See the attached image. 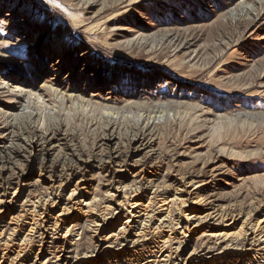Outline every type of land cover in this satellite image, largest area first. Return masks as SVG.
<instances>
[{
	"label": "rangeland",
	"instance_id": "1",
	"mask_svg": "<svg viewBox=\"0 0 264 264\" xmlns=\"http://www.w3.org/2000/svg\"><path fill=\"white\" fill-rule=\"evenodd\" d=\"M1 81L12 90L0 94V112L6 113H0V147L10 144L7 118L19 115L31 99L30 107L42 116L64 117L56 132L60 143L89 151L100 142L121 148L119 166L103 167L84 157V173L72 183L80 181L81 191L93 190L101 198L142 175L144 183L168 186L192 176L201 184V197L251 213L249 225L264 215V0H0ZM12 92L14 98L8 96ZM105 117L118 122L113 141L104 138L110 132ZM141 117L157 121L147 134L150 147L124 157L134 146L128 131L142 124ZM61 154L57 148L46 156L37 153L22 166L16 161L19 165L9 174L10 195L17 191L22 200L27 194H47L42 181L48 174L42 166L55 165L61 172ZM112 175L118 182L109 187L105 180ZM74 211L73 206L70 213ZM115 217L102 236L121 226L124 219ZM93 223L89 219L62 227L60 233L70 226L74 232L70 241L77 250L71 255L95 250ZM19 225L4 233L12 240L7 250L0 248V261L4 257L5 264H33L36 257L57 264L56 244L37 254V242L26 239ZM146 225L144 243L118 253L107 248L104 262L122 264L131 257L134 263L174 246V226L169 231L156 228L153 221ZM206 231L187 233L195 245L182 257L193 247L221 249ZM256 241L251 258L264 253L258 249V236ZM100 255L79 264H94ZM243 259L231 251L223 264H243Z\"/></svg>",
	"mask_w": 264,
	"mask_h": 264
},
{
	"label": "bare ground",
	"instance_id": "2",
	"mask_svg": "<svg viewBox=\"0 0 264 264\" xmlns=\"http://www.w3.org/2000/svg\"><path fill=\"white\" fill-rule=\"evenodd\" d=\"M6 86H8L7 90L5 89L7 88ZM11 90L8 83L0 82V94ZM56 91L59 93L58 89ZM8 96L14 98V92L8 94ZM67 98L71 99L72 95H68ZM59 99L64 101V96L60 95ZM43 102L44 101H41V103ZM26 103L27 104L22 106L19 115H13L12 117L10 115L7 118L6 121L10 124L9 132H11V138H9L10 144L0 147V207H3L0 209L1 249H4L5 245L9 246L8 244H10L8 243L10 239L4 238V233L7 228L9 230L11 227L10 225H12L15 229L21 226L19 224H22L25 238L30 236L31 240L33 239L37 242L35 244L38 246L37 254L41 251L48 252L50 247L48 245H53V243L56 244V248L59 250L58 256L55 257L57 264H79L83 259L97 258V255L100 253H102V255H100L101 259L98 258L99 260L94 264H106L104 262L106 258H104L105 255L103 254L105 249L110 248L112 251L118 253V251H126V247L136 246L138 242L140 243V241H142L141 238H143L144 233H146L144 228L147 227V225L145 226V224H147V222L149 223V221H153L156 228L159 226L168 229H171V226L175 227L173 230H175L176 237L174 235L175 241L172 240L174 246H171V249L169 247L170 251L168 250V252L164 250L159 251L157 254L154 253L155 255L150 254L148 256H141L139 257V261L134 263L129 261L131 259L130 257L128 261H123L122 264H223L226 255L231 251L238 252L241 256L245 257L246 261H242L243 264H264V253L259 255L256 254L255 258H251L250 255L254 252L253 250L256 247L255 242H257V236L261 241L258 246L262 247L258 249L264 252V215L259 217L255 223L253 222L252 225H249L251 213H244L242 210L234 207L218 206L209 200L210 198L205 199L201 197L202 188L201 184H197L195 181L197 178L194 180L192 176H185L183 178L181 176V179L179 178L173 185L168 186L154 183L151 180L144 183L142 175L141 178L139 177L133 180L129 185H122V183H119L115 188V192L108 190L101 198H96L93 190H89L88 192L81 191L84 190V188H78L80 181L72 185L73 179L77 175H82L84 173L83 170H85L84 168L86 167L84 157L100 161L103 167L104 164L108 167L119 166L122 162V155H124H121V148L118 147V144L109 145L107 142H100L95 147L93 146L94 149L92 151H89L90 149L87 150V147H85V149H78L74 144H69L67 142L60 143V141H58L59 139L56 138V132L60 129L64 117L62 118L59 114L56 115V117L55 115L42 116L40 111H36V109L33 110L31 108L32 106L30 107L31 99H27ZM78 106L82 105L80 104ZM0 113L3 114L5 112L2 111ZM106 117V126L110 132L106 135L104 134V138L105 140L113 141L117 137L115 132L118 122L115 117V119L109 118L108 120ZM46 118L48 119L47 123H45ZM141 119V125H135L136 127H133L134 131H128L131 135V140L134 142V146L132 145L133 147H129L130 149H128L124 157H131L136 152L150 147L147 134L154 130L155 122L157 121L154 122V120L147 117H141L140 120ZM140 120L138 122H140ZM57 148L59 151H62L57 162L62 171L60 170L61 172H59L55 168V165H49L47 167L41 165L48 174L46 178L43 177L45 181H42L46 189L48 188V193L37 194L36 192V194L33 195L31 192L32 195L27 194L22 200H20V195H18L17 191H14L10 195L8 188L10 186L11 175L9 174L14 167L19 165L16 161H21L20 166H22V164L24 165L29 161L28 159L35 157L37 153H42V155L46 156ZM145 158L146 157H142L140 161L144 162ZM44 159L43 157V165ZM114 172H117V170ZM16 174L18 175V173ZM105 181L109 187L118 182L114 179L113 175L110 178L108 177ZM71 186L74 187L70 188ZM189 202H191V205L188 204ZM198 205H200V207L204 206V209H198L196 207ZM73 206L75 208V213L72 215L70 209ZM54 207H58L60 209L59 212L52 213V208ZM174 214L175 217H173ZM115 216L119 219L118 222L124 219L120 223L121 226H119L116 233L102 236L101 233L104 231V226L110 222L111 218H116ZM122 216L123 218L121 219ZM89 219L94 220L95 223V227L92 230H94L93 235L97 238V247H95L93 252L89 251L90 253L81 252L82 256L78 255L80 257L76 254L71 255L75 250H73V241H70L74 232L71 230V226L67 227L64 233H60V230L68 223L79 222L81 224L83 220ZM207 227H209L210 230L207 229L206 231L205 229ZM163 230L165 231V229ZM201 231H206L205 234L202 233L215 242V245L213 244L214 246L222 244L223 246L221 249L215 251L213 248L206 247L205 245V247L199 249L193 247L185 257H182V252L194 244L190 235ZM102 241H105L107 244L103 248L101 244ZM142 242L144 243V241ZM5 248V250L8 249L7 247ZM77 253L79 252L77 251ZM4 254L6 253H3V255ZM50 256L54 257L53 255ZM1 258L0 264H5L4 257ZM125 258L127 259L128 257ZM38 260L39 259L35 257L33 264H48L46 259ZM10 261L11 260H9L8 264L11 263Z\"/></svg>",
	"mask_w": 264,
	"mask_h": 264
}]
</instances>
